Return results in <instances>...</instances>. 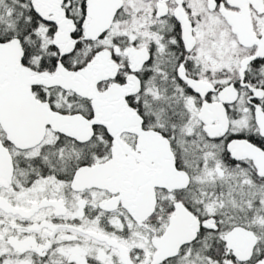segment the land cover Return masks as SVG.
Wrapping results in <instances>:
<instances>
[{
  "label": "snow or ice",
  "instance_id": "obj_1",
  "mask_svg": "<svg viewBox=\"0 0 264 264\" xmlns=\"http://www.w3.org/2000/svg\"><path fill=\"white\" fill-rule=\"evenodd\" d=\"M0 264H264V0H0Z\"/></svg>",
  "mask_w": 264,
  "mask_h": 264
}]
</instances>
